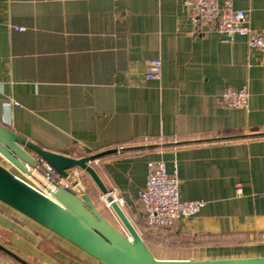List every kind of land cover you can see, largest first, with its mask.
<instances>
[{"label":"crops","instance_id":"1","mask_svg":"<svg viewBox=\"0 0 264 264\" xmlns=\"http://www.w3.org/2000/svg\"><path fill=\"white\" fill-rule=\"evenodd\" d=\"M234 6L264 30V0ZM244 85L246 108L222 101ZM0 122L74 157L119 149L92 165L137 222L147 164L164 160L206 206L153 229L157 258L264 256V52L194 27L184 0H0ZM0 244L31 264H104L2 201ZM0 264L23 263L0 249Z\"/></svg>","mask_w":264,"mask_h":264},{"label":"water","instance_id":"2","mask_svg":"<svg viewBox=\"0 0 264 264\" xmlns=\"http://www.w3.org/2000/svg\"><path fill=\"white\" fill-rule=\"evenodd\" d=\"M118 151L112 148L74 157L44 149L0 122V156L21 174L31 176L47 192L45 194L36 189L0 164V201L54 231L104 264H264V256L157 258L92 165L101 157ZM36 155L42 156L75 188H66L47 176L36 163ZM76 167L89 175L103 195H106L113 212L124 226L123 230L102 214L87 190L70 174L69 170ZM32 169H36L38 175ZM0 249L23 264H31L2 244Z\"/></svg>","mask_w":264,"mask_h":264},{"label":"built area","instance_id":"3","mask_svg":"<svg viewBox=\"0 0 264 264\" xmlns=\"http://www.w3.org/2000/svg\"><path fill=\"white\" fill-rule=\"evenodd\" d=\"M184 5L188 9L194 27L201 30L213 29L220 34L228 35L231 40H235L238 36L245 37L250 48L264 52V30H255L250 24L248 11L236 8L234 0H184ZM17 29L23 30L24 28L17 27ZM145 77L149 81L159 80L162 77L161 59L154 58L149 62ZM221 98L231 107L246 108L249 103L250 89L247 85L240 88L228 86L223 91ZM35 158L36 163L47 176L52 177L58 184L66 188H75L74 184L42 156L36 155ZM28 168L31 169L29 165ZM32 170L35 174L38 173L36 169ZM69 172L86 189L83 180L85 172L77 167ZM29 184L47 194L44 188L43 190L38 187V182ZM109 191L123 207L124 199L117 197L116 189L109 188ZM105 196L104 200L107 202ZM139 200L143 220L154 230L169 227L179 219L195 216L206 206L205 200H185L181 197L180 180L177 173H169L165 161L161 159L148 162L146 182L139 192ZM109 204L107 203L111 207Z\"/></svg>","mask_w":264,"mask_h":264},{"label":"rangeland","instance_id":"4","mask_svg":"<svg viewBox=\"0 0 264 264\" xmlns=\"http://www.w3.org/2000/svg\"><path fill=\"white\" fill-rule=\"evenodd\" d=\"M87 181H88L87 184L84 182L86 189H87V185L89 184L88 189L92 192V195H93L92 196L93 198L92 197L91 198L94 201V203L97 205L99 210L110 222L116 225L119 229L123 230L124 229L123 224L120 222L118 217L115 215L112 208L107 205V202L104 200L103 193L98 189V187L95 185L93 180L89 177V175H88ZM133 223L137 228V221H133Z\"/></svg>","mask_w":264,"mask_h":264},{"label":"trees","instance_id":"5","mask_svg":"<svg viewBox=\"0 0 264 264\" xmlns=\"http://www.w3.org/2000/svg\"><path fill=\"white\" fill-rule=\"evenodd\" d=\"M87 179H88V175L86 173H84L83 174V180L86 184L88 182ZM88 186H89V184L87 185V192L92 197L93 196L92 192L88 189ZM137 228H138V230H140V233H141L144 241L148 245V243H150L152 241L151 240L152 234H154L155 231L146 224L145 220L143 222H137Z\"/></svg>","mask_w":264,"mask_h":264},{"label":"bare ground","instance_id":"6","mask_svg":"<svg viewBox=\"0 0 264 264\" xmlns=\"http://www.w3.org/2000/svg\"><path fill=\"white\" fill-rule=\"evenodd\" d=\"M24 175V174H23ZM20 178H22L23 180H25L22 176H20V175H18ZM26 176H28V178H30L31 176H29V175H26ZM32 178V177H31ZM33 179V178H32ZM34 180V179H33ZM27 181V180H26ZM28 182V181H27ZM44 190V189H43ZM105 198H106V196H105ZM107 203L109 204V202L107 201ZM110 205V204H109Z\"/></svg>","mask_w":264,"mask_h":264}]
</instances>
